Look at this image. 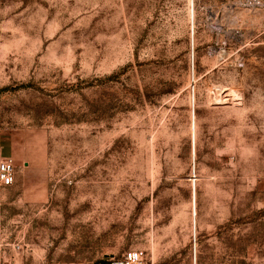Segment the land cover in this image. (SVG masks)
<instances>
[{"label": "rangeland", "instance_id": "obj_1", "mask_svg": "<svg viewBox=\"0 0 264 264\" xmlns=\"http://www.w3.org/2000/svg\"><path fill=\"white\" fill-rule=\"evenodd\" d=\"M190 8L0 0V264H264V0Z\"/></svg>", "mask_w": 264, "mask_h": 264}, {"label": "built area", "instance_id": "obj_2", "mask_svg": "<svg viewBox=\"0 0 264 264\" xmlns=\"http://www.w3.org/2000/svg\"><path fill=\"white\" fill-rule=\"evenodd\" d=\"M16 179V165L12 158H6L0 162V187L10 188Z\"/></svg>", "mask_w": 264, "mask_h": 264}, {"label": "bare ground", "instance_id": "obj_3", "mask_svg": "<svg viewBox=\"0 0 264 264\" xmlns=\"http://www.w3.org/2000/svg\"><path fill=\"white\" fill-rule=\"evenodd\" d=\"M190 9H191V18H192L194 16V0H191V8ZM193 130H194V135H195V124H194ZM194 191H195V189H194ZM194 191H193V200H192L193 201V206H194V203H195V192Z\"/></svg>", "mask_w": 264, "mask_h": 264}]
</instances>
